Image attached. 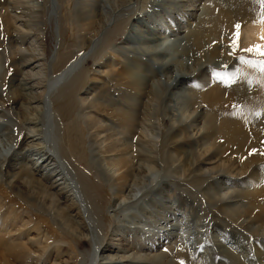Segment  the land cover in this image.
Returning <instances> with one entry per match:
<instances>
[{
  "label": "rangeland",
  "instance_id": "rangeland-1",
  "mask_svg": "<svg viewBox=\"0 0 264 264\" xmlns=\"http://www.w3.org/2000/svg\"><path fill=\"white\" fill-rule=\"evenodd\" d=\"M108 1L100 0V4L104 6ZM213 1L131 0V5L119 9V15L115 13L110 16L102 9L87 13V0L86 3L81 0H0V134L5 133L6 125L12 131V141L0 137V141L3 140L0 142V152L12 143L10 152L6 156L3 153L6 161L0 163V264H101V255L115 256L116 264H264V159L248 160L251 142H256V135L252 136V141L243 151L234 153L233 141L223 126L224 122L232 121L242 128L245 113H237L234 109L236 105L233 101L238 96L233 92L242 93L244 87L234 89L230 83L221 85L228 73L219 76L211 73L209 67L205 76H202V72L195 77H198L196 82H179L176 88L170 90L158 80L162 79L160 76L146 78L139 85L128 84V89L122 90L120 86L108 83L110 79L125 82V72L140 80L143 78L145 70L129 67L126 64L128 60L136 59L151 66L150 60L128 51L137 47L129 42L134 43L133 40L145 36L139 29L152 32L156 27L160 30L158 44L163 48L169 47L177 37L182 39L186 33L193 32L199 23L197 17ZM241 1L236 0L234 4L239 5ZM221 3L219 0L218 4ZM251 11L258 15L264 13V9L259 7ZM135 18L142 21L136 24L139 29L129 35ZM95 19L100 24H93L86 34L85 24L91 21L95 23ZM108 20L106 28L100 27L101 21L104 24ZM249 24L243 19L232 41L224 31L221 36L223 43L212 44L228 52L229 64L239 59V66L251 68L257 74L253 82L257 83L264 80L258 74V70H264V56L258 52L251 56L246 49L248 41L245 31ZM85 40H92L93 43L82 53L79 45ZM181 42L180 47L191 51L189 59L196 60L198 44ZM128 46L131 48L128 49ZM259 46L264 51V44ZM167 54H174V51L171 49ZM186 59L182 58L181 61ZM64 61H78L74 72L81 73L82 78L86 77L88 93L83 94V90H80L78 97L82 96L88 102L93 97L114 100L117 103L110 102L107 106L109 112L120 110L128 113L131 124L128 125V164L131 169L137 152H147L152 160L155 159V164L151 163L153 166L149 176L138 179L137 185L132 187V194L136 196L133 203L113 206L110 192L117 186L103 179L99 169L96 171V166L92 167V161L86 157L89 163L86 166L81 165L77 158L59 162L71 173L72 180L69 182L75 190L80 189L79 182L82 186L85 180L91 183L89 188L83 186L86 199L81 191L77 194L81 206L65 211L63 208L69 202L62 199L60 203L52 204L48 198L44 197L43 200L45 193H49L50 197L60 194L59 187L49 189L60 168L53 175H46L44 167L37 170L35 165L33 168L29 160L33 153L25 152V135L17 136L16 132L20 119L17 111L24 106L11 92L25 80L42 81L44 85V81L55 73L52 66L58 70ZM149 69L153 70L151 67ZM201 79L204 84H210H200ZM214 81L219 82L220 91H226L223 99L230 101L226 108H219L218 105L222 103L211 105L205 100L203 92L213 88ZM151 83L157 85L155 92L158 98L151 96ZM56 85L36 91L37 99L41 96L44 98V102L36 107L43 109V142L51 148L52 152L48 150L51 156L57 151L54 125H59V121L55 120L51 97L62 83ZM183 87L182 92L179 88ZM126 91L128 96L125 95ZM252 91L253 87L248 86L245 92ZM175 93L185 95L195 104L197 117H183L186 114L189 116L193 108L185 103L169 101L168 96ZM126 98L128 101L125 103L122 100ZM150 107H155V110L149 116ZM108 111L89 114L85 110L84 115L79 116L87 120L90 115L98 126H102L99 132L105 128L107 133L115 134L114 139L122 137L117 134L121 132L124 121H114ZM141 111L143 118L138 114ZM233 111L234 115H230ZM250 115L254 118L251 123L258 129L262 128L264 122L259 118V111L254 108ZM120 117V113H117V118ZM144 118L150 119V122L143 121ZM149 123L153 126L150 127ZM139 137L147 142L140 145ZM110 143L111 140H107L102 148ZM260 145L264 146V141ZM256 148L264 153V147ZM234 149L239 151V148ZM114 164L123 168L128 165L122 161ZM6 169L9 170L8 174H4ZM21 170L30 172L28 176L33 181L30 187L21 183L26 179ZM32 190L40 191L39 198H33L35 201L31 200ZM221 196H226L222 202H215L212 198ZM228 197L233 198L226 199ZM95 209L98 211L97 217L91 220L90 210ZM79 212L81 217L77 216ZM67 218L80 227L86 225L89 231L86 233L82 230V233L89 241L80 245L72 242L73 237L67 230L70 226L65 223ZM116 231L120 236H115ZM100 249L102 253L99 255ZM107 249L108 252H103Z\"/></svg>",
  "mask_w": 264,
  "mask_h": 264
},
{
  "label": "bare ground",
  "instance_id": "bare-ground-1",
  "mask_svg": "<svg viewBox=\"0 0 264 264\" xmlns=\"http://www.w3.org/2000/svg\"><path fill=\"white\" fill-rule=\"evenodd\" d=\"M81 1L83 3H86V0ZM92 1H94L95 4ZM218 1L219 0H215L211 4L204 7L201 12V15L197 17L199 23L197 27H195L193 32L186 33V36L182 39H180V37H177L175 42H173L169 47L165 48L161 47L158 44V39H160V30H158L156 27L153 29L152 32H150L149 30L146 31L144 29L140 30L136 24H140L142 20L138 18L133 19L135 23L133 24L132 29L130 28V30L128 31V34L132 35V33H135V31L139 29V31H143V33H145V36H142L139 40H133L134 43L129 42L130 45L135 44L137 45V47L131 48L128 46V49H132H129L128 51L130 54L133 51L135 55L150 60L151 66L145 63H140L136 61V59H132L129 61L126 58L128 60L126 64L129 65V67H137L139 69L142 68V70H145L146 73L143 74V78L140 80L136 77H132L128 72H125V82L122 83L121 81L117 82L110 79L108 80V83L112 86H120L122 90L123 88L128 89L126 87L128 86V84L139 85L141 81L145 80L146 78L150 77L149 79H153L158 78L160 76L162 79L158 78V80L162 81V83L166 85V89L170 90L176 88L179 82H184V84L192 83L194 81L196 82L198 77L196 79L195 77L202 72V76H205L208 67L211 73L218 74L219 76H222L224 73H228L227 76H225V79L222 80L221 85H223L224 83H230L233 85L234 89H238V87H244V91H242V93H239L237 91L233 92V95L238 96L237 99L233 102L236 105L234 109L237 110V113H245V116H243L242 118V128L234 124V122L232 121L224 122L223 126L226 127L228 130V135L233 141V151L236 154H239L241 150L243 151L244 148L247 146L248 142L252 141V136L256 135V142H251L250 147L251 149H253H250V153L248 154V160H252L251 162L260 161L264 159V153H262L260 150L258 151L256 147H261L260 149L264 147L260 145V143L264 141V125L262 128L258 129V126L252 124L251 120L254 118L250 115V113H252L253 109L255 108L259 111V114L261 115L259 118L263 119L264 122V105L262 104V101L264 103V95L262 94V92H264V80L257 83L253 82V79L256 77L257 74H255V72L251 70V68L248 69L247 67L243 68L242 65L239 66V59H237V61H232V63L229 64L230 56L228 52L222 51L221 48L218 46L216 47L215 44L213 46L212 43H223L221 36L224 31L227 32L226 34L231 36L232 41V36L234 35L237 26L240 25L243 19H246V21L250 22L249 26L245 31L246 39L248 41L246 49L248 51L249 49H252V51H249L251 56L256 55V47L264 44V13L263 15H258L259 13L252 14L251 10L256 7L264 9V0H243L241 1L242 3L239 2V5L234 4L236 0H221V4H218ZM87 2L89 3L88 5H85L87 13H96L97 9H102L101 11H104L105 14L109 13L110 16L115 15V13H118L119 15V9L131 5V0H109L108 4H105L104 6L100 4V0H87ZM95 20H97L95 21V23L91 21L85 24L84 32H87L86 34L91 31L93 24L95 26L100 24L98 19ZM109 21L110 20L106 21L107 25L106 23L103 24V21H101L100 27L105 26L106 28L109 24ZM176 22L177 20L174 21L175 24ZM80 24H82V22ZM154 30L156 32H154ZM129 38L130 37H128V40H131ZM205 38L207 39L206 42H204ZM182 40H184L187 45L191 43L198 44L196 47L199 48V51L197 50V48L196 50L199 52V54L196 60L189 59L191 51L188 48L185 49V47H180L183 44L181 42ZM85 41H82L79 45L80 51L82 53H84V51H86L88 47L93 43L92 40L90 42H88L87 40ZM205 46L207 47L204 49ZM40 47H42V45ZM171 49L172 51H174V54H167V52ZM182 58L187 59L185 61H181ZM59 59L61 60V57H59ZM78 61H74L71 63L64 61L61 68H59L58 70L53 69L52 66V70L55 73L53 76H50V78L48 77V80L44 81V85H42V81L31 82L32 80H25L22 84L18 86L15 91L11 92L12 96L20 100L21 104L24 106V108H20L17 111V116L18 118H20L19 120L17 118V136L19 134L25 135V138H23V140L25 139V152L33 153L31 159L29 158V160H31L33 163V168L35 165L37 167V170H39L41 167H44L43 170L46 175H53L55 173H58L56 169L60 168V174L58 173V175L53 179L52 185L49 188L56 189L57 187H59L58 191H60V194H57L58 197H50L49 193H45L43 196V200L44 197L48 198L52 202V204L60 203V200L62 199L63 202H69V204L63 208V210L65 211L80 205L79 196L77 197V194H80L81 191L83 197L86 199L83 193L84 187H90L91 183L88 180H85L83 187L78 180L80 189L75 190L73 184L69 182L70 180H72L70 179L71 173L68 172V169H66L67 167L64 168L63 166H61V164H59V162L62 159L72 160V158H77L81 165L83 164L86 166L87 164H89L85 160L86 157L90 158L89 161H92V167L94 165L96 166V171L97 169H99V173L103 176V179H106L107 182L117 186L112 190L113 192H110L112 195L111 197L113 199V206H122L125 204L128 205V203H133L136 200V196H133L132 194V187H134V185H137L135 183L138 179L143 180L144 178L146 179L149 176L151 167L153 166H151V163L155 164V159L152 160V158L148 155L147 152H137L135 153L136 159H134L133 162L134 167L133 169H131L128 164V125L131 126L130 122L128 121V113L122 112L120 110H116L117 112H109L107 106L110 105V102H116L114 100L110 101L104 98L101 99L100 97H93L90 102H88L86 98H82V96H77V92H79L80 90H83L81 92L83 94H87L89 90L88 87H85L86 77L84 76V78H82L81 73L74 72L76 71V68L78 66ZM150 67L153 68V70L149 69ZM258 74L264 79V70H258ZM45 82L47 83L45 84ZM214 82L212 83V85L214 86L213 88H207L204 90L203 95H205V100L208 101V103L211 105H218V103H222L221 105H218L219 108H226L230 104V101L228 99H223V96H225L223 93L226 91H220L219 88L221 86L218 87L219 85H217L219 82ZM60 83H62V85H60ZM199 83L204 84V81H202L201 79ZM56 84H59L60 87L58 85L59 88H56L57 90L55 91H57V93L51 92V98L53 104V112L56 116L55 120L59 121V125L57 127L54 125V133L57 139V151L54 153V156H51L49 154V151L52 152L51 148L45 146V142H43V134L45 133L44 124L41 122L43 109L42 107H36L38 106L37 104H42V102H44V98L41 96L39 99H37L36 91L37 89L42 87L44 89L45 87L50 89ZM205 84H210V82H207ZM248 86L253 87L254 91H252L251 93L245 92L248 89ZM149 87L151 89V96L158 98L155 92L157 85L155 86L153 83H151ZM184 88L185 87L179 89L183 92ZM125 95L128 96V91L125 92ZM168 97L169 101L175 102V104L185 103L186 105H189L191 106V108H193V111L189 114V116L188 114L183 115L184 118H189L193 115H195L194 117H197L198 110L195 104L192 103L188 97H185V95L183 94L177 93L173 94V96L171 97L169 95ZM98 98L100 100H98ZM122 101L126 103L128 101V98ZM85 110H88L89 114L108 111V115L113 117L114 121H116L117 119L124 121V124H122L121 132L117 134L121 135L122 137H115L114 139L115 134L107 133L105 128L103 129V131H100L103 132V134L101 135L99 130L102 128V126H98L99 124L92 120L90 118V115H88L87 120H84V118L82 119L81 116H79L80 114L84 115L83 112ZM154 110L155 107L149 108V116L154 112ZM117 113H120V118H117ZM138 114H140V116L143 118L142 111ZM230 115H234V111ZM149 120L150 119L144 118L143 121L150 122ZM149 124L151 125H149L150 127L153 126L152 123ZM8 128L9 127L6 125V128L4 129L5 133L0 134V137H3V140L5 141H12V131L8 130ZM92 129L93 132L91 133L90 130ZM257 129L258 131H256L254 134V131ZM3 140L1 139V141ZM107 140H111V143L103 146L102 148V144L104 142H107ZM137 140L139 141L140 145H143L145 142H147L143 139V137H139ZM236 142H238V144H236ZM11 145L12 143L9 145L7 144V149L0 152V163H4L6 161L5 156L10 152ZM234 147L239 148V151L236 152ZM133 152L136 151L134 150ZM3 153L4 155H6L4 156ZM121 161L128 165L123 168L124 166L121 167L117 164H114ZM24 166L25 165L21 167ZM31 169L32 168H30L29 170ZM62 170L64 171L61 172ZM74 171L76 173L78 172L75 169ZM8 173L9 170L6 169L4 174ZM20 173L23 174L26 178L24 182L21 183H24L30 187L33 183V181L28 176V173L30 172H24L23 170H21ZM78 178H80L79 175ZM39 194L40 191L32 190L31 200L35 201V199L33 198H39ZM225 197L226 196L212 198L215 202H222L225 200ZM87 198L90 201L89 195L87 196ZM230 198L233 197H228L226 199ZM90 213L91 217H93L91 218V220H93L97 217L98 211L96 209L93 211L90 210ZM79 214L80 212L77 214V216ZM240 218L241 212L239 220ZM65 223L70 226V228H66L73 237L72 242L75 241L74 243L76 245H80V243L89 241V238L82 233V230L86 233L89 231L86 225L85 227H80L78 224H76L69 218L65 220ZM262 229H264V226H262ZM118 232L119 231H116L115 236H120ZM226 251L229 252V250ZM103 252H108V249L103 250ZM100 253H102L101 249L99 251V255ZM93 258L95 259V254ZM99 262L101 264H116V258L115 256L111 255H101V259H99Z\"/></svg>",
  "mask_w": 264,
  "mask_h": 264
},
{
  "label": "snow or ice",
  "instance_id": "snow-or-ice-1",
  "mask_svg": "<svg viewBox=\"0 0 264 264\" xmlns=\"http://www.w3.org/2000/svg\"><path fill=\"white\" fill-rule=\"evenodd\" d=\"M237 27H239V26H237ZM232 46L233 47L235 46V41L233 42V45ZM249 51H252V49H249ZM255 51H257L259 55L264 56V51H262L260 49V46H257L256 49H255Z\"/></svg>",
  "mask_w": 264,
  "mask_h": 264
}]
</instances>
